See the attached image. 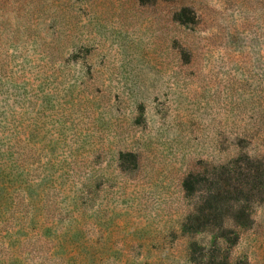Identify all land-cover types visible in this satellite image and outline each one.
Wrapping results in <instances>:
<instances>
[{"label":"rangeland","instance_id":"obj_1","mask_svg":"<svg viewBox=\"0 0 264 264\" xmlns=\"http://www.w3.org/2000/svg\"><path fill=\"white\" fill-rule=\"evenodd\" d=\"M0 264H264V0H0Z\"/></svg>","mask_w":264,"mask_h":264}]
</instances>
